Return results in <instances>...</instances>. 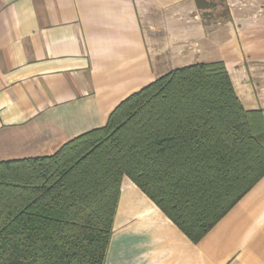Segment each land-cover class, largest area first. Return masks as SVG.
Wrapping results in <instances>:
<instances>
[{
	"label": "crops",
	"instance_id": "0c3cea01",
	"mask_svg": "<svg viewBox=\"0 0 264 264\" xmlns=\"http://www.w3.org/2000/svg\"><path fill=\"white\" fill-rule=\"evenodd\" d=\"M0 0V161L48 156L170 71L223 62L264 120V0ZM103 264H264V177L197 243L124 177Z\"/></svg>",
	"mask_w": 264,
	"mask_h": 264
},
{
	"label": "trees",
	"instance_id": "16d2710c",
	"mask_svg": "<svg viewBox=\"0 0 264 264\" xmlns=\"http://www.w3.org/2000/svg\"><path fill=\"white\" fill-rule=\"evenodd\" d=\"M194 1L228 19L225 0ZM124 177L193 243L264 177L263 117L223 62L170 71L51 155L0 161V264H103Z\"/></svg>",
	"mask_w": 264,
	"mask_h": 264
},
{
	"label": "rangeland",
	"instance_id": "374dc122",
	"mask_svg": "<svg viewBox=\"0 0 264 264\" xmlns=\"http://www.w3.org/2000/svg\"><path fill=\"white\" fill-rule=\"evenodd\" d=\"M219 11H220V8H218L217 12H219Z\"/></svg>",
	"mask_w": 264,
	"mask_h": 264
}]
</instances>
